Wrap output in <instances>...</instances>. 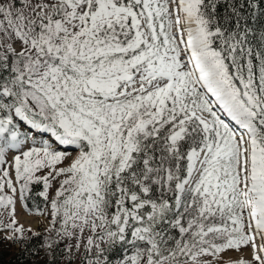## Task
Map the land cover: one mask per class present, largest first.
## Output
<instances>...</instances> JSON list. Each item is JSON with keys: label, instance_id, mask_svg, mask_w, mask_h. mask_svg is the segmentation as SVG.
Wrapping results in <instances>:
<instances>
[{"label": "snow or ice", "instance_id": "snow-or-ice-1", "mask_svg": "<svg viewBox=\"0 0 264 264\" xmlns=\"http://www.w3.org/2000/svg\"><path fill=\"white\" fill-rule=\"evenodd\" d=\"M5 214L43 264H264V0H0Z\"/></svg>", "mask_w": 264, "mask_h": 264}, {"label": "rangeland", "instance_id": "rangeland-1", "mask_svg": "<svg viewBox=\"0 0 264 264\" xmlns=\"http://www.w3.org/2000/svg\"><path fill=\"white\" fill-rule=\"evenodd\" d=\"M11 155H9V160L11 159ZM75 153H73V156ZM59 187V184L57 183L54 188L52 189V194L54 195L55 188ZM16 219L19 221L21 225L25 229L31 228L33 231L37 230H45L48 227L49 224V218L47 216V213L44 215H40L39 212H29L27 208L24 207V203L17 199L16 204ZM19 217V218H18ZM25 217L26 220L24 221L23 218ZM0 219H4L5 223L8 222L7 214H5L3 217H0ZM22 219V221H21ZM10 233L7 232H0V249H8L12 252H14L13 249H11L13 246L11 242L8 240L3 239L5 235H9ZM88 235V233H85V237ZM81 253H83V248H81ZM240 258H244L246 260L251 259V250L250 249H244L241 252L236 251H230L225 254L224 259L225 260H237ZM206 259H211L210 257H207ZM73 264H80V257L77 256L74 259Z\"/></svg>", "mask_w": 264, "mask_h": 264}, {"label": "trees", "instance_id": "trees-1", "mask_svg": "<svg viewBox=\"0 0 264 264\" xmlns=\"http://www.w3.org/2000/svg\"><path fill=\"white\" fill-rule=\"evenodd\" d=\"M254 27H258V25H253ZM42 190V186L37 185L33 186L32 193L30 198L27 201V204L30 209H42L44 208L45 201L42 197L36 195L37 191ZM42 236L43 232H39ZM30 235V233H29ZM40 240L36 239L34 244L39 246ZM12 244V243H11ZM12 248L14 252L8 249H0V264H43L44 261L48 259V256L45 255V252L42 250L39 253V256L33 257V259H21V253L23 250V246L20 244H12ZM63 247V245H61Z\"/></svg>", "mask_w": 264, "mask_h": 264}, {"label": "bare ground", "instance_id": "bare-ground-1", "mask_svg": "<svg viewBox=\"0 0 264 264\" xmlns=\"http://www.w3.org/2000/svg\"><path fill=\"white\" fill-rule=\"evenodd\" d=\"M18 218H19V217H18ZM22 218H23V217H22ZM23 219H24V221L26 220V218H25V217H24ZM21 221H22V219H21Z\"/></svg>", "mask_w": 264, "mask_h": 264}]
</instances>
